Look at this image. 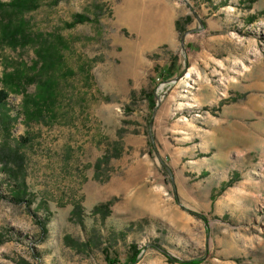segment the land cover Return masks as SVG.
Masks as SVG:
<instances>
[{"label":"rangeland","instance_id":"1","mask_svg":"<svg viewBox=\"0 0 264 264\" xmlns=\"http://www.w3.org/2000/svg\"><path fill=\"white\" fill-rule=\"evenodd\" d=\"M37 2L0 28V264H264V0Z\"/></svg>","mask_w":264,"mask_h":264},{"label":"trees","instance_id":"2","mask_svg":"<svg viewBox=\"0 0 264 264\" xmlns=\"http://www.w3.org/2000/svg\"><path fill=\"white\" fill-rule=\"evenodd\" d=\"M36 3H38L37 0H12L8 4L0 3V14L2 18V20H0V28H1V32L3 33L2 35L3 38H1L2 40L5 38L8 39L10 44L14 46L18 44L19 41H26L28 39L27 37L28 34L26 35L24 31V25H20V24L15 25L13 23L12 16L16 14V12L19 13L20 10H23V9L27 10V9L34 8ZM83 21H84V18L82 16L77 15L74 17L72 24L74 25L77 23H82ZM52 57H54L53 53H52ZM42 58L44 60L42 69L45 70V68H50L49 64L51 62L48 61L49 57L44 56ZM18 79H19V75L15 73L14 76H11L10 84L13 85L16 81H18ZM52 84L53 83L50 80L43 82L41 86H39V91L36 97L28 98V101L25 102V111H24L26 117L30 118V117L35 116V118H37L42 114V110L39 108V102L46 101L47 99H50L52 97L53 95L51 92ZM153 95H154L153 93H150L148 96L149 98L147 99L149 103V107L151 109L154 108V105H155ZM6 98H7L6 94L3 92H0V103L1 104H3ZM32 106L34 107L33 109H32ZM25 194L26 193H24V195ZM22 201H25V200L22 199ZM26 202L28 204L31 203V201H26ZM94 211L96 213H100L102 217H105L109 213L108 205L105 204V205L96 206ZM46 222H47V219H44L42 221L38 219L39 227L41 228L42 231H44V233H46ZM129 249L131 252L130 253L131 262H134L140 252L137 249L136 245L134 244L130 245ZM105 260L107 264H118L113 258H109L108 256H105Z\"/></svg>","mask_w":264,"mask_h":264},{"label":"water","instance_id":"3","mask_svg":"<svg viewBox=\"0 0 264 264\" xmlns=\"http://www.w3.org/2000/svg\"><path fill=\"white\" fill-rule=\"evenodd\" d=\"M182 41H183V39H182ZM156 108H157V105L155 106V108L153 110V113H152V116H151V119H150V123H149V129L152 127L154 116H155V113H156ZM149 133H150V130H149ZM163 166H164L165 170L170 173L169 169L164 164H163Z\"/></svg>","mask_w":264,"mask_h":264}]
</instances>
